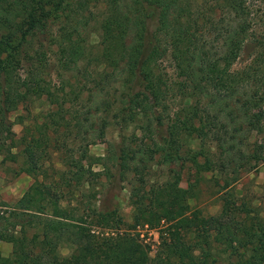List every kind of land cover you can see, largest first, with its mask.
<instances>
[{
  "label": "trees",
  "instance_id": "trees-1",
  "mask_svg": "<svg viewBox=\"0 0 264 264\" xmlns=\"http://www.w3.org/2000/svg\"><path fill=\"white\" fill-rule=\"evenodd\" d=\"M111 118L120 141L90 154ZM19 158L35 178L0 213V264H264V207L232 191L264 163V0H0V162ZM206 172L228 191L211 216L189 203ZM101 174L129 180L152 257L116 201L95 208Z\"/></svg>",
  "mask_w": 264,
  "mask_h": 264
},
{
  "label": "rangeland",
  "instance_id": "rangeland-1",
  "mask_svg": "<svg viewBox=\"0 0 264 264\" xmlns=\"http://www.w3.org/2000/svg\"><path fill=\"white\" fill-rule=\"evenodd\" d=\"M99 32L97 25H92L89 29L88 42L91 46L95 47L98 44ZM169 71V70H168ZM33 109V112H38L47 108V105L42 101H38ZM25 114V110L21 107L16 112L10 114L13 120L12 129L18 137L23 128V123H20L16 119V114ZM134 128L131 126L124 129L125 135H129ZM120 141L119 129L117 124L114 123L111 118L106 129L105 139L100 141H94L89 145V152L92 155H105L109 148V143L116 144ZM192 146H195L194 141L191 142ZM19 150V147L14 149ZM60 154L53 153L49 162L46 163L50 170L52 168L62 169ZM21 158L17 162H0V213L5 212L9 205H13L17 199L22 195L26 188L33 182L34 175L30 172H18ZM110 174H116L117 165L110 166ZM94 169L101 170V165H95ZM109 174V173H108ZM129 178L132 177V173L128 174ZM48 179L46 180H49ZM165 177V172L160 167L154 166L149 173L150 180L162 179ZM188 177L187 170L183 173L181 185L187 186L186 178ZM217 175L212 172L204 173V179L199 184V189L196 191V196L189 199L190 206L194 209L200 210L204 216H211L218 213L222 207L224 200L228 196L227 189H220L215 182L218 179ZM111 177H107L106 174H101L98 178L97 186L93 187L92 192L95 193V197L92 199L95 208H102L103 205L117 202V208L110 211L111 216L121 218L119 224L114 226L120 227L121 230L133 231L138 234L139 240L146 246L149 255L152 257L159 243V231L158 228H152L147 224H133V205L129 200V180L119 183L115 182ZM114 185V186H113ZM229 190V189H228ZM233 194L238 198H244L252 204H261L264 207V163H261L256 168L249 171H242L237 182L232 186ZM226 192V193H225ZM115 198V199H114ZM114 207V205H113ZM112 207V208H113ZM6 213V212H5ZM104 231L109 229L96 228ZM0 250L3 255H8L11 250V244L6 241H0ZM68 247L64 245L61 247V253L66 255L68 253Z\"/></svg>",
  "mask_w": 264,
  "mask_h": 264
}]
</instances>
